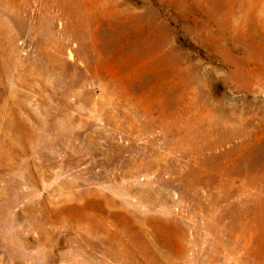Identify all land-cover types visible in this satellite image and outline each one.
Wrapping results in <instances>:
<instances>
[{"label": "rangeland", "instance_id": "obj_1", "mask_svg": "<svg viewBox=\"0 0 264 264\" xmlns=\"http://www.w3.org/2000/svg\"><path fill=\"white\" fill-rule=\"evenodd\" d=\"M0 264H264V0H0Z\"/></svg>", "mask_w": 264, "mask_h": 264}]
</instances>
